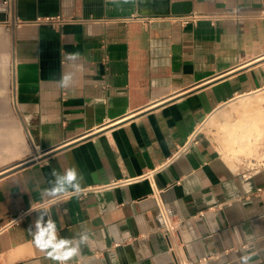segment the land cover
<instances>
[{
	"label": "crops",
	"instance_id": "0c3cea01",
	"mask_svg": "<svg viewBox=\"0 0 264 264\" xmlns=\"http://www.w3.org/2000/svg\"><path fill=\"white\" fill-rule=\"evenodd\" d=\"M260 9L261 0H0V171L13 166L0 177V264H57L33 242L41 212L59 238L88 233L67 264H264V159H229L203 128L264 91ZM235 10L248 16L174 19ZM55 14L75 20L35 22ZM72 167L80 190H93L45 193L53 169Z\"/></svg>",
	"mask_w": 264,
	"mask_h": 264
},
{
	"label": "clouds",
	"instance_id": "9594fccd",
	"mask_svg": "<svg viewBox=\"0 0 264 264\" xmlns=\"http://www.w3.org/2000/svg\"><path fill=\"white\" fill-rule=\"evenodd\" d=\"M80 53H70L67 56L69 61L76 60L80 57ZM71 76L64 74L59 81L61 87L67 88L70 86ZM54 182L52 187L45 189L48 195H56L67 191L69 188L80 191V181L83 176L78 174L75 167L67 169L65 172L60 173L55 169L52 171ZM46 212L39 213L34 225L30 227L32 231L33 242L40 250L45 251L47 255L57 262V264H67L72 258L76 257L80 252V245L88 242L89 235L85 231L79 234L77 242L74 244L72 240L67 238H59L57 234V227L51 219L45 220ZM34 229V230H33ZM246 262V261H245Z\"/></svg>",
	"mask_w": 264,
	"mask_h": 264
},
{
	"label": "rangeland",
	"instance_id": "374dc122",
	"mask_svg": "<svg viewBox=\"0 0 264 264\" xmlns=\"http://www.w3.org/2000/svg\"><path fill=\"white\" fill-rule=\"evenodd\" d=\"M258 108L264 109V91L232 101L204 124V131L229 159L249 164L258 163L264 159V138L249 145L245 141L244 147L239 143L228 147V141L235 137L237 122ZM262 112L264 114L263 110Z\"/></svg>",
	"mask_w": 264,
	"mask_h": 264
},
{
	"label": "built area",
	"instance_id": "2783aa9c",
	"mask_svg": "<svg viewBox=\"0 0 264 264\" xmlns=\"http://www.w3.org/2000/svg\"><path fill=\"white\" fill-rule=\"evenodd\" d=\"M5 4H9V1H6ZM246 16L248 15L240 13L239 11L235 10L233 12H218V13H212V14H201L197 12H192L187 15L174 17V19H178L183 24L195 23L200 20H208L211 23L215 24L217 21H220L223 19H232V20L238 21V20L243 19ZM255 16L257 18L264 19V0H261V9L258 13H256ZM74 20L75 19L72 17H66L61 14H55V15H44V16L38 17L35 20V22L37 24L48 25L54 28H60L62 25L67 24ZM187 145L188 144L183 145L182 147H179L176 154L178 155L179 153L187 150L188 149ZM91 190L93 189L88 188V189H81L79 192L77 191H73V192L85 195L87 192ZM158 207L164 219V224H165L164 231L168 235L169 233H172V231L174 230V225L172 223V220L169 214L166 212V209L163 206H161L160 203L158 204ZM179 264H187V262L180 261Z\"/></svg>",
	"mask_w": 264,
	"mask_h": 264
},
{
	"label": "bare ground",
	"instance_id": "6f19581e",
	"mask_svg": "<svg viewBox=\"0 0 264 264\" xmlns=\"http://www.w3.org/2000/svg\"><path fill=\"white\" fill-rule=\"evenodd\" d=\"M236 127L235 137L231 138L230 143L241 141L245 144L246 141L248 145L252 144L264 135V114L261 111H250V114H246Z\"/></svg>",
	"mask_w": 264,
	"mask_h": 264
},
{
	"label": "water",
	"instance_id": "95a60500",
	"mask_svg": "<svg viewBox=\"0 0 264 264\" xmlns=\"http://www.w3.org/2000/svg\"><path fill=\"white\" fill-rule=\"evenodd\" d=\"M38 156H39V155H38ZM32 160H33V157L28 158V159L22 161L21 163H18L17 165H14V166H18V167H14V168H21V167L25 166L26 164H28L29 162H32ZM10 168H13V166L10 167ZM10 168L5 169V170H3V171H0V177L4 176V175L6 174L5 172H8V171H6V170H10Z\"/></svg>",
	"mask_w": 264,
	"mask_h": 264
}]
</instances>
